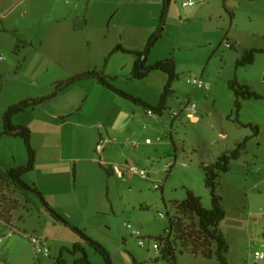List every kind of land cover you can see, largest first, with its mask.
I'll use <instances>...</instances> for the list:
<instances>
[{"label": "rangeland", "instance_id": "1", "mask_svg": "<svg viewBox=\"0 0 264 264\" xmlns=\"http://www.w3.org/2000/svg\"><path fill=\"white\" fill-rule=\"evenodd\" d=\"M184 1L171 0L162 36L147 59V65L168 58H174L177 64L179 78L164 115L145 113L144 121L135 128L137 148H123L128 156L122 167L124 175L108 168L113 175L110 182L108 178H78L82 186L104 184L102 189L94 187L96 209L91 217L79 213L84 212L89 197L79 200L78 211L59 214L78 227L71 220L74 217L78 228L106 247L112 264H173L151 248L159 243L163 250L164 241L159 238L170 234L179 264H219L216 256L208 259L194 254L193 247L185 248L175 231L170 233V220L192 235L195 245H211L213 249L214 244L205 241L199 230L198 219L182 214L179 204L186 200L188 191H193L203 206L211 209L203 167L216 164L222 155L251 138L247 149L218 181L217 193L227 213L219 230L230 246L229 264H264V259L256 258L257 252L264 253V99H240L242 107L238 109L237 97L229 88L230 81L238 79L264 97V53L256 55L253 65H237L247 51L264 49V0H193L195 5L189 7L183 5ZM69 3L0 0V174L28 163L24 139L4 134V115L11 105L39 91L48 71L40 72L42 62L35 48L47 30V6ZM227 43L234 47H227ZM107 58L110 63L112 56ZM156 72L151 94L146 78L131 79L128 86L131 95H145L151 106L160 104L166 87L161 79L165 76ZM194 79L202 81L204 87H197ZM124 102L147 111L130 100ZM186 105L195 107V112L187 110ZM50 120L56 121L53 117ZM52 125L57 127V122ZM248 126L259 127L260 136L255 137L254 129ZM65 149L66 155L73 154L70 143ZM132 165L147 170L150 177L131 173ZM24 180L31 183L29 178ZM136 230L142 234L144 245ZM31 236L45 239L50 254L38 255ZM0 239V264H78L85 255L72 252L77 242L92 264H107L79 234L57 221L39 197L24 194L2 175Z\"/></svg>", "mask_w": 264, "mask_h": 264}, {"label": "crops", "instance_id": "2", "mask_svg": "<svg viewBox=\"0 0 264 264\" xmlns=\"http://www.w3.org/2000/svg\"><path fill=\"white\" fill-rule=\"evenodd\" d=\"M164 4L166 0H70L69 4L47 6V30L35 49L42 62L40 72L47 70L48 75L39 91L23 100L47 97L61 84L92 72L103 73L115 87L133 94L128 86L137 57L132 53L142 52L159 31ZM119 46L132 53L115 51ZM108 56H112L110 63ZM155 73L144 80L148 95L154 90L150 85ZM162 75L166 86L167 75ZM139 97L150 103L145 95ZM125 99L98 77L90 76L14 117L15 125L31 130L36 151L35 168L25 177L56 212H76L80 209L79 200L89 197L84 212L79 213L91 217L96 209L94 187L102 189L104 184L82 186L78 178H108L110 182L112 173L125 174L122 167L128 156L124 149L126 145L137 148L135 128L147 114ZM52 117L56 121L50 123ZM191 118L197 120L196 116ZM54 122L57 127L52 125ZM68 143L73 148L72 155L64 153ZM71 220L80 226L74 217Z\"/></svg>", "mask_w": 264, "mask_h": 264}, {"label": "trees", "instance_id": "3", "mask_svg": "<svg viewBox=\"0 0 264 264\" xmlns=\"http://www.w3.org/2000/svg\"><path fill=\"white\" fill-rule=\"evenodd\" d=\"M166 16H167V12H166V4H165L162 20ZM162 31L163 30L160 27L159 31L149 39L145 49L142 52L132 53L123 49L121 46L117 48L118 51H122L125 53H132L137 56V61L135 63L132 72V79L143 80L147 78L150 73L154 71H161L162 73L168 76V82L164 89L161 102L158 106H151L142 99L118 89L104 76L103 73H97V72L89 73L90 76L98 77L101 80V82L104 85H106L108 88H110L112 91L132 101L137 106H141L147 110H153L155 114L159 116L164 115V112L166 111L168 106L169 99L174 93L173 86L179 78L177 73V64L174 58H168L165 60L158 61L152 65H147L148 56L151 53L157 41L161 38ZM263 53H264V49H252L250 51H247L243 59L237 63L238 67L253 65L255 63L256 55ZM82 79H84V77L81 75L74 79L69 80L67 83L71 84ZM65 87H66L65 84H61L60 86L57 87V90L54 93L42 99H37V100L28 99L16 103L10 106L4 115V122H5L4 134L9 135L11 137H19L24 139L29 157H28V163L26 165L11 169L7 172V174L1 173L0 175H2L4 178H7L13 185H15L18 189H20L24 194H33L42 197V194L39 192L38 189H36L34 186L29 185L24 180V177L28 173L34 170L36 163V151L32 145V132L27 127L15 125L13 121L14 117L25 112L30 108H34L41 103L51 100L52 98L57 96L58 93ZM229 88L237 97L238 109L242 107L241 103L238 101L240 99L244 101H249L252 99L255 100L264 99L263 96L252 91L248 86L241 84L238 79H234L230 81ZM0 90H1V86H0ZM248 127L254 129L253 126H248ZM254 133H255L254 135L255 137L260 136L261 133L260 128L259 127L255 128ZM250 139L251 138H247L244 142L240 143L235 150H233L228 154L222 155L216 164L212 166L203 167L206 173V186L210 190V195L212 199L211 209L204 207L201 202V198L198 197L193 191H188L186 200H184L182 203L179 204V210L182 212V214L188 217L195 216L198 219L199 230L204 234L205 241H210L212 244H214L213 249L211 245L209 246L201 245L200 247L195 245L197 242L192 241L193 236L189 235L185 229H182L181 226L177 225L173 220H170V233L175 231L176 239L183 241L185 248L193 247L192 251L194 254L196 255L202 254L205 258L208 259H213L216 256L219 261V264H229L227 254L229 253L230 246L224 234L221 233L219 230V226L221 222L225 220L227 213L222 205V197L217 193L218 181L220 180L221 173H228L230 171L231 164L234 161L238 160L242 155V153L247 149V143ZM42 202L57 221L62 222L66 226L72 228L77 234H79V236L83 239V241L94 247L105 258L107 264H112L111 254L106 247H104L102 244L91 238L84 230L73 226L62 215L54 211L46 203L43 197H42ZM170 235H167L165 238L164 237L159 238L160 241H164L163 250L161 248L159 250L161 254V259L164 261L171 262L173 264H179L176 249L174 248V242L171 240ZM205 247H208L209 250L207 251ZM72 252L84 253L85 256L78 264H92L87 259L85 250L81 243L79 242L75 243ZM161 259H158L157 261H160Z\"/></svg>", "mask_w": 264, "mask_h": 264}, {"label": "built area", "instance_id": "4", "mask_svg": "<svg viewBox=\"0 0 264 264\" xmlns=\"http://www.w3.org/2000/svg\"><path fill=\"white\" fill-rule=\"evenodd\" d=\"M183 5L186 6V7L194 6L195 5V2L193 0H187V1H184ZM226 46L227 47H233V45L231 43H227ZM193 82L199 88H203L204 87V84H203L202 81H199L197 79H194ZM185 108L187 110H192V112H195V107L189 108V106L186 105ZM147 114L150 115V116H154L155 115V112L153 110H147ZM179 115L180 114H178V113H174V116L175 117H179ZM190 115H192V114H190ZM147 142L148 143H151L152 141L150 139H148ZM129 170H130L131 173H134V174H136V175H138V176H140V177H142L144 179L150 177V173H148L147 170L138 168L137 166L132 165V166L129 167ZM158 188H159V186L156 185V189H158ZM135 233L136 234H139L140 244L141 245H144L145 244V241L142 240V238H143L142 237V234L139 233L137 230L135 231ZM26 237L29 239L28 236H26ZM1 241L2 240L0 239V242ZM30 241L32 242L33 245H35L33 247H34V249H35V251H36V253L38 255H41V254L49 255L50 254V249L47 247V241L45 239L43 240L41 238H38V237H35V236H31L30 237ZM151 248L153 250H160V245H159V243H154V244H152ZM256 258L259 259V260H263L264 259V253L257 252L256 253Z\"/></svg>", "mask_w": 264, "mask_h": 264}, {"label": "water", "instance_id": "5", "mask_svg": "<svg viewBox=\"0 0 264 264\" xmlns=\"http://www.w3.org/2000/svg\"><path fill=\"white\" fill-rule=\"evenodd\" d=\"M169 2H170V0H167V2H166V12L167 13H168L169 6H170ZM165 23H166V17L164 18V20L162 22V27H161L162 30H163V26L165 25ZM82 76L84 78H86V77L90 76V74H85V75H82ZM67 85H69V84L68 83H65V86H67ZM40 198L42 199V197H40Z\"/></svg>", "mask_w": 264, "mask_h": 264}]
</instances>
